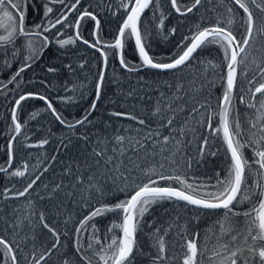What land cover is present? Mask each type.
Returning a JSON list of instances; mask_svg holds the SVG:
<instances>
[{
	"label": "snow or ice",
	"instance_id": "obj_1",
	"mask_svg": "<svg viewBox=\"0 0 264 264\" xmlns=\"http://www.w3.org/2000/svg\"><path fill=\"white\" fill-rule=\"evenodd\" d=\"M202 2L203 0H194L191 5L183 7L178 0H170V5L176 14L187 16ZM211 2L212 0H209V3ZM229 3L238 5L244 15L239 16L232 6L226 7L229 17L224 23H221V17L218 16L215 24L207 27L197 25L192 35L185 36L178 45L183 50L174 59H170L169 62H159L149 54L150 41L153 38L150 25L152 20H158L155 24V34L162 35L161 30L166 19L162 0H116L115 3L112 0H100L94 6L96 11L89 10L88 7L81 11L79 8L81 0H74L70 4L67 0H0V29L6 32V35H0V61H2L0 67L10 70L17 63L20 65L15 68L7 83H0V88L7 89L8 84L12 83H16L19 87L23 82V73L30 69L53 43L60 49H65L66 46L74 45L78 41L82 42L98 52L102 60L95 84L96 98L92 101L88 114L75 120L74 123L68 122L58 113L51 100L43 94L25 92L15 99L11 108L12 137L8 139L6 145L7 166L0 167V173L10 177L23 178L29 173V164L25 161H22L19 167L12 168L18 150L16 141L19 135L23 134V125L17 115L22 102L28 99L44 101L54 119L71 130L91 122L89 115L95 111L100 99L110 55L118 58L121 68L129 73H135L142 68L177 71L181 66L188 67L192 60L196 59L194 54L198 50L212 45L218 46L223 53L226 71L220 77L224 91L218 101V112L210 108L201 112L207 101L200 103L196 99L201 89L214 86V83L197 84L194 78L185 89L183 84L177 81L174 87L169 85L170 94L161 92L156 98L150 113L153 118L152 123L132 113L114 111L109 115L131 119L142 127L134 130L124 129V134L115 133L111 137L98 136L94 141L88 136L79 137L85 143L91 142V152L85 157L82 165L78 164L75 173L71 165L65 168V176H73L74 183L69 186L57 183L49 195L57 194L67 187L70 190L65 191L64 195L74 200L79 190L80 199L76 202L82 203L91 210L75 228L77 234L88 231L86 238L81 236V239H78L76 252L80 253L84 250L86 253L92 250V255L96 257L95 264H136L137 254H143L137 237L145 223L151 229L147 234L151 240L150 248L155 250L154 255L148 254L150 264H176L177 261L179 264H240V255L245 246L250 256L243 258L244 264H264V0H229ZM146 10L152 11V20L144 18ZM256 10H259V16ZM30 11L39 15L42 23L28 27L27 16ZM121 11L123 15L119 16L121 22L113 42L104 43L101 35L102 20L98 17L102 14L116 17ZM77 12L79 15L76 16L75 21L70 22V14L74 15ZM85 22H94L91 33L95 38L94 42H90L82 35ZM238 27L245 30L242 42ZM65 29H74V35L59 38L66 35ZM176 31L177 29L172 27L169 34L174 35ZM162 38L167 39V36ZM22 39L26 40V44L20 47L18 45ZM187 41L190 42L185 46ZM258 41L262 42L258 44ZM133 42L139 59L138 64L128 61L124 55L126 44ZM25 49L29 54L24 55ZM20 56H23V61L19 60ZM199 63L204 66V72L209 68L214 70L219 67L210 59L200 60ZM253 65L258 70L255 71L252 79H247L245 74L253 71ZM65 67L70 69L71 65ZM47 71L56 72L58 69L48 67ZM203 74L202 72L201 76ZM241 77H244L242 81ZM257 77L258 83H256ZM10 91L14 92L15 89ZM237 91L240 93L238 97ZM248 93L252 97L251 101H246ZM132 94V92L128 93V95ZM237 98L240 104H245L249 109H256L254 118H249L245 113L247 128L241 122L239 114L234 123L231 119L232 108ZM63 99L72 102V97ZM38 115V112L33 113L30 119H35ZM181 115L185 116L183 120L179 119ZM216 116L219 117V124L213 127ZM26 123L27 121H24V124ZM200 128H206L208 134L201 132ZM216 139H222V147L226 145L224 174L221 175L219 171L215 174L216 183L212 187L216 188V191H204L203 189L208 186L207 183L190 182L186 175V171L192 168L195 159L188 154V149L195 145L199 157L196 162L200 163L208 156L218 155L220 149L212 151ZM21 143L24 148L42 147L48 143V140L41 139L36 144ZM62 146L66 147V145ZM249 150L251 156L246 155ZM55 159L56 157L53 156L52 160ZM81 167L88 173L86 177L80 173ZM169 167L172 168V172L166 174ZM181 168H185V172L182 173ZM44 171L48 169L44 168ZM133 173L138 175L134 176ZM40 178L36 175L34 179H30L22 191L5 188L4 193L6 196L11 193L15 197H25ZM111 193L123 194L125 198L115 203H108L104 197ZM165 202L173 205H180L183 202L185 208L192 206L201 214L222 210V216L205 231L204 243L201 244L200 233L189 232V224L192 221L198 222V215L181 224L180 215L177 213L167 222V227L154 221L145 222V216L151 214L155 206H162ZM248 204L252 207L246 211L240 210V206ZM109 214L117 219L112 220L106 229L101 230L95 221ZM241 217L244 221L245 233L243 242L238 244L237 241L241 236L239 231ZM21 224L20 217H17L16 222L10 227L19 228ZM29 224H31L30 220ZM39 225L51 234L55 242L51 243V247L39 255L33 264H42V262L47 264L46 258L59 246V233L47 223V217L43 212L39 215ZM217 226L218 231H216ZM172 232L176 233V244L180 249L175 254L170 253L169 242L166 239ZM212 236H215L217 243L209 249ZM97 245L99 251L95 250ZM0 246H3L0 264H20L17 256L20 250L18 244L14 247L4 236H0ZM208 252L210 255L205 258ZM79 259L81 264H94L92 257L86 254L80 255ZM63 264H70V261L65 259Z\"/></svg>",
	"mask_w": 264,
	"mask_h": 264
},
{
	"label": "trees",
	"instance_id": "obj_2",
	"mask_svg": "<svg viewBox=\"0 0 264 264\" xmlns=\"http://www.w3.org/2000/svg\"><path fill=\"white\" fill-rule=\"evenodd\" d=\"M67 2L70 4L74 0H67ZM99 2L100 0H81L79 8L81 11L85 7L96 11L97 9L94 6ZM112 2L115 3L116 0H112ZM193 2L194 0H178V3L183 7H187ZM162 4L166 17L165 25L161 30L162 35L155 34V24L158 23V20H152V11L146 10L144 16L146 20H152L150 27L153 31V38L150 41L149 54L159 62H169L170 59H174L183 50L178 45H180L185 36L190 37L192 35L197 25L207 27L210 24H215L218 16L221 17V23H224L229 17L226 7L232 6L239 13V16L244 15L243 10L239 9L238 5L230 4L229 0H223V2L221 0H212L211 3H209V0H203L202 4L187 16L176 14L171 8L170 0H162ZM256 14L259 16V10H256ZM77 15H79L78 12L74 15L70 14V22H74ZM122 15L123 12L121 11L116 17L108 14H102L98 17L102 20L101 35L104 43L113 42L118 31V25L121 22L119 16ZM157 16H159V13H157ZM27 20L28 27H32L35 23H42L40 16L34 11L29 12ZM172 27L177 29L174 35L169 34V30ZM93 28L94 22H85V26L82 29L83 37L90 42H94L95 40L91 35ZM237 30L242 42L245 30L239 27ZM64 31L66 35L59 38L74 35V29H65ZM162 36H167V39H163ZM188 42L190 41L185 42V46ZM261 42L258 41V44ZM25 44L26 40L22 39L18 46L23 47ZM27 54L29 53L25 49L24 55ZM124 55L128 61L136 64L139 63L134 42L126 44ZM194 56L196 59L192 60L188 67L182 66L177 71H155L142 68L138 72L129 73L121 68L117 57L110 55L100 99L97 102L95 111L89 115L91 122L83 126H77L75 129L70 130L57 122L50 114V110L46 108L44 101L28 99L22 102V107L17 110V115L23 125V134L19 135L16 141L18 150L15 154L12 168L19 167L21 162L25 161L29 164V173L23 178L10 177L5 173H0V236H4L14 247L17 244L19 245L20 250L17 256L20 264H33L34 260L46 252L51 247V243L55 242L51 234L39 225V215L41 212L47 217V223L57 230L60 238L58 248L46 258L47 264H63L65 259L69 260L70 264H81L79 256L84 254L92 257L95 264L96 257L92 255V250H88L86 253L84 250H81L80 253L76 252L78 239H81V236L86 238L88 231L85 230L82 234H77L75 228L78 226L79 221L88 215L91 210L82 203L76 202L80 199L79 190H77V196L74 200L64 195L65 191L70 190L67 187L52 196L49 193L57 183H62L65 186L74 183L73 176H65V168L71 165L75 173L78 164L82 165L85 157L91 152V142L85 143L84 140L79 138L80 136L91 137V140L94 141L98 136L111 137L115 133L124 134V129L131 128L134 130L142 127L131 119L110 116L109 113L111 112L132 113L138 117L145 118L148 123H152L153 118L150 113L160 93L170 94L171 89L169 85L174 87L177 81H180L185 89H187L194 78L197 84L204 83L211 85L214 83V86H206L201 89L196 98L200 103L207 101L205 108H202L201 112H204L206 108L218 112V101L222 98L224 91L220 77L226 71L223 53L219 50L218 46L212 45L198 50ZM205 59L213 60L219 67L214 70L209 68L207 72H204V66L199 61ZM19 60L23 61V56H20ZM81 64L84 66L81 67ZM65 65H71V68L69 69ZM19 66V63H17L10 70L0 67V83H7L15 68ZM101 66L102 60L99 53L82 42L78 41L74 45L66 46L65 49H60L58 45L53 43L44 52L42 57L23 73V82L19 87H17L16 83H12L8 84L7 89L0 88V167L7 166L6 145L8 139L12 137L10 131V128L13 127L11 108L14 106L15 99L25 92L43 94L51 100L53 107L58 113L68 122L74 123L75 120L88 114V109L96 98L95 84L98 79V70ZM48 67H54L58 71L48 72ZM252 68L253 71L245 74L247 79H252L255 71L258 70L255 65ZM238 71H242V69H238ZM202 72L204 73L203 76H201ZM240 79L242 81L244 77ZM258 82L259 78L257 77L256 83ZM244 87L247 92L246 83ZM11 89H15V91H10ZM129 92L133 94L128 95ZM236 95L237 97L240 95L239 91L236 92ZM66 97H72V102L63 99ZM251 100L252 97L248 93L246 101ZM258 101L259 95L256 99L257 106ZM37 112L39 115L35 119H30V116ZM245 113L248 114L249 118H254L256 109H249L245 104H240L237 98L234 101L231 112L233 123L237 118V114H239L241 122L247 128L248 124L244 119ZM184 118L185 116L181 115L179 119L183 120ZM24 121H27V123L24 124ZM192 123L194 124L195 121ZM218 124L219 117L216 116L213 127H216ZM154 126L155 124H153ZM199 130L206 135L208 134L206 128H200ZM25 137H27V140H25ZM45 138L48 140V143L42 147L24 148L21 143L36 144ZM222 143V139H216L213 142L212 151L220 149L218 155L215 157L208 156L200 163L196 162L199 157L195 145L188 149V154L195 159L192 168L186 171V175L190 182L207 183L208 186L203 189L204 191H216L217 189L212 187L216 183L215 174L217 171L221 175L224 174L225 146L222 147ZM62 145H66V147ZM246 155L251 156V151H247ZM53 156L56 157L55 160H52ZM44 168H47L48 171L45 172ZM180 171L182 173L185 172V168H181ZM171 172L172 168L169 167V171L166 174H171ZM80 173L85 177L88 175L83 167L80 168ZM36 175H39L41 178L25 197H15L11 193L8 196L5 195V188L22 191L23 187L30 182V179H34ZM133 175H138V173H133ZM174 186L179 187V185L175 184ZM93 195L95 198H98L96 194ZM124 198L123 194L111 193L105 196L104 200L108 203H115L117 200ZM29 201H31L30 204ZM251 207L252 205L250 204L242 205L240 206V210L246 211ZM177 213L180 215L179 223L181 224L191 220V217L194 215L199 216L198 222L192 221L189 224V232L198 231L200 233L201 244L204 243L205 231L212 227L214 222L222 216V210L201 214L197 213L191 206L185 208L183 203L173 205L165 202L162 206H155L151 214L146 215L144 219L145 222L154 221L167 227V222L171 217L176 216ZM17 217H20L22 221L21 227H10V225L16 222ZM24 217H28V219H24ZM114 219H117V217L109 214L105 218H97L95 222L101 230H104ZM29 220L31 224H29ZM218 230L217 226L216 231ZM150 231L151 229L145 223L143 230L138 233L137 242L139 247L143 249V254H137L136 264H150L148 254H155V250L150 248L151 240L147 235ZM239 231L241 232V236L237 241L238 244L243 242L245 233L242 217L239 220ZM166 239L169 242L170 253L175 254L180 251L176 244L175 232H172ZM216 243L215 236H212L208 245L209 249H212ZM2 247L0 246V254H2ZM95 250L99 251V245L95 247ZM208 255H210V252L205 254V258ZM248 256H250V253L245 246L240 255V264H244L243 258ZM176 264H179V261Z\"/></svg>",
	"mask_w": 264,
	"mask_h": 264
},
{
	"label": "rangeland",
	"instance_id": "obj_3",
	"mask_svg": "<svg viewBox=\"0 0 264 264\" xmlns=\"http://www.w3.org/2000/svg\"><path fill=\"white\" fill-rule=\"evenodd\" d=\"M0 35H6V32H4L2 29H0Z\"/></svg>",
	"mask_w": 264,
	"mask_h": 264
},
{
	"label": "water",
	"instance_id": "obj_4",
	"mask_svg": "<svg viewBox=\"0 0 264 264\" xmlns=\"http://www.w3.org/2000/svg\"><path fill=\"white\" fill-rule=\"evenodd\" d=\"M182 67V66H181ZM146 69H149V68H146ZM152 70H155V71H160V70H157V69H152ZM221 136H222V133H221ZM225 146V148H226V145H224ZM181 203H183V202H181ZM192 207V206H191Z\"/></svg>",
	"mask_w": 264,
	"mask_h": 264
}]
</instances>
